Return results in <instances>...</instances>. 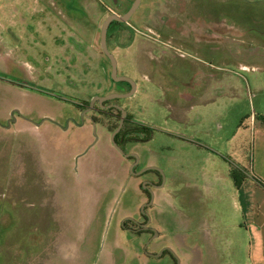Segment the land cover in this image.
I'll use <instances>...</instances> for the list:
<instances>
[{"label": "rangeland", "instance_id": "1", "mask_svg": "<svg viewBox=\"0 0 264 264\" xmlns=\"http://www.w3.org/2000/svg\"><path fill=\"white\" fill-rule=\"evenodd\" d=\"M169 1L140 0L106 33L116 74L134 83L111 100L130 119L120 148L136 155L135 170L163 176L141 210V178L110 142L116 110L79 117L92 96L129 90L110 78L99 29L133 0H0V264H172L142 253L146 233L121 227L142 211L153 230L146 251L163 245L176 264H247L246 244H202L219 218L197 193L248 169L252 122L264 123V0H200L202 26L189 19L167 33ZM135 123L151 131L132 134ZM221 208L226 226L227 198Z\"/></svg>", "mask_w": 264, "mask_h": 264}, {"label": "crops", "instance_id": "2", "mask_svg": "<svg viewBox=\"0 0 264 264\" xmlns=\"http://www.w3.org/2000/svg\"><path fill=\"white\" fill-rule=\"evenodd\" d=\"M250 134L252 152L248 169L246 171L227 169L225 176L215 177L198 190V196L216 201L213 214L208 216L219 218L217 222L212 220L211 223V226L216 227L213 229L212 242L203 238L202 244H246L247 264H264V123L253 121ZM232 170L236 174L235 179L231 177ZM192 188L196 186L192 184L189 189ZM224 198L229 200L231 208L226 226L221 222L224 217L221 201ZM205 213L204 211L202 216L205 217ZM188 221L187 218L186 223ZM204 222L205 219H202V224Z\"/></svg>", "mask_w": 264, "mask_h": 264}, {"label": "flooded vegetation", "instance_id": "3", "mask_svg": "<svg viewBox=\"0 0 264 264\" xmlns=\"http://www.w3.org/2000/svg\"><path fill=\"white\" fill-rule=\"evenodd\" d=\"M190 1H192L191 2L192 4L193 3L194 4H196V3L198 4L199 3L198 7H197V8H199V11L196 12V16H193L194 14L191 13V12H190V14L188 13V11H187L188 8L184 7V4L186 2L183 1L182 6L177 7V8L174 7V1L173 0H170L168 2V11L166 13L165 22H164L165 31L167 33H169L170 30L171 31H175V29L178 31V28H180L179 26L183 27L182 25H185V23L187 24L189 22V19H190V22H192L193 24L197 23V27H195L196 30H198L200 28V26H202V24L200 25L199 20H202V23L205 22L204 21L205 19L202 16V13L200 12V5H201L202 1H200V0H196V1L195 0H187V4H189ZM177 3H179V2H177ZM110 24H111V22H110ZM180 24H182V25H180ZM207 31L208 30L203 28L202 31H201L202 32L201 34L205 35L207 33ZM212 33L216 34L214 31H212ZM171 49L178 50V49L173 48V47H171ZM129 89H130V85H129ZM114 99L102 101L100 106L98 105L97 100H95L91 106H89V103L86 102L79 110V111H81L80 115L83 118L84 116H86V114H89V112H91V111L94 112V113H97L99 111L102 112V113L103 112L107 113V112H109L110 109H115L116 112H117V124H118L119 119H120V111L117 108L112 106V105H114L113 104L114 102H111V100H114ZM108 105H111V106L108 107V108L104 107V106H108ZM88 107H89V109H87ZM80 115H79V117H80ZM90 117L92 118V121H93V114H91ZM68 119H69V117H66V121ZM129 120L130 119H128L127 116L124 115L123 119H122V123L120 125V128L118 129V131L114 135V137H115L116 134L117 135L118 134H122V139H119L116 142L119 147H120V142L124 139L123 135L126 134L128 131H130L129 127L127 126ZM10 122H11V120L9 118L7 120V122L5 123V126H8L10 124ZM141 125H142L141 123H135V126L132 128L133 131H131L130 133L133 132L132 134H137L138 133L137 130L143 132L146 129L151 131L149 127H147L146 129H143L144 127L141 126ZM111 132H112V130L110 131V133ZM129 140H132V139H129ZM134 141L138 142L139 139L135 138ZM123 154H125V153H123ZM126 154H128V155L127 156L123 155V156L128 159V162H129L128 169L131 166V173L130 174H133V175L141 178V180L139 182V187L141 188V185L144 187V188H142V191H141L142 194L145 197V201L142 204L143 207H144L145 204H147L150 201V198L152 196V190H154L155 188L160 186L161 181L163 179V176L157 170L149 168L150 166L149 167L148 166L144 167V168H142L140 170H138V169L135 170V166H136V164L138 162L136 155L134 153H126ZM143 207H141V210H143ZM120 225L123 228V230L129 231V232H133V233H138V234L139 233H146L147 234V238H146L145 242L142 243V244H146L145 247L143 246V250H142V253L145 254V256H147V257H159V256H162V255H166L167 257H169V259H170L172 264H176V258L173 256V254L170 251V249L166 248L163 245L159 246L155 251H146V246H148L152 242L151 241V236L153 234V230L150 227V225L148 223V218L143 213V211H142L141 215L138 218H129V217L123 218L120 221ZM157 253H158V256H155Z\"/></svg>", "mask_w": 264, "mask_h": 264}, {"label": "water", "instance_id": "4", "mask_svg": "<svg viewBox=\"0 0 264 264\" xmlns=\"http://www.w3.org/2000/svg\"><path fill=\"white\" fill-rule=\"evenodd\" d=\"M139 1L140 0H133L131 6L125 12H123L120 15H117L115 13H110V14L106 15L105 18L102 20L101 25H100V29H99V47H100V50L102 51V53L109 60L110 69H111L110 70V78L116 82H127L130 85V89L127 92L121 93V94H119V93H108V94L102 95V96H98V95L92 96L88 102L89 106H91L95 100H97L98 105L100 106L102 101L110 100V99H114V98H118V97H127L130 94H132V92H133V89H134L133 81L126 76H120V75L116 74L115 60H114L112 54L108 51V49L106 47V33H107L108 25L110 24V22H112V21H116V22L126 21L128 19V17L130 16V14L134 11L136 6L138 5ZM110 106L111 105L104 106V107L108 108ZM112 106L117 108L120 111V119H119V122L116 125V127L110 133V142H111L112 146L119 153L123 154L121 148L118 146V144L116 143V141L114 139V135L118 131V129L120 128V125L122 123V119H123V116L125 115V112L123 110H121L120 107H118L116 105H112ZM87 109H89V107ZM80 120H82L81 115H80ZM123 155L127 156L128 154H123ZM149 168L157 170L155 167H149ZM129 173H131V166L129 167ZM141 207H143V205ZM145 245H144V247H145ZM158 253L155 256H158Z\"/></svg>", "mask_w": 264, "mask_h": 264}, {"label": "trees", "instance_id": "5", "mask_svg": "<svg viewBox=\"0 0 264 264\" xmlns=\"http://www.w3.org/2000/svg\"><path fill=\"white\" fill-rule=\"evenodd\" d=\"M230 174H231V177H232L233 179L236 178V174H234V171H233V170L230 172Z\"/></svg>", "mask_w": 264, "mask_h": 264}]
</instances>
